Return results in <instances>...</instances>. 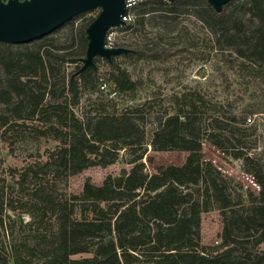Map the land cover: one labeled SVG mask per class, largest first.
I'll use <instances>...</instances> for the list:
<instances>
[{"label": "trees", "instance_id": "trees-1", "mask_svg": "<svg viewBox=\"0 0 264 264\" xmlns=\"http://www.w3.org/2000/svg\"><path fill=\"white\" fill-rule=\"evenodd\" d=\"M236 2V9L248 16V32L240 17L228 21L232 22L228 26L227 19L233 15L227 10ZM182 3L204 9L208 24L221 31L220 37L229 44L244 38L247 48L237 50L245 60L243 75L262 84L258 110L248 114H264V0H232L221 14L207 0H143L137 16L143 22L151 12ZM83 16L33 42H0V135L31 128L37 136L59 141L46 160L23 173L20 186L29 176L41 185L48 177L66 178L124 157L130 168L108 175L101 185L87 180L79 194L55 196L41 186L37 208L49 211L54 219L48 232L51 238L44 234L36 244L20 250L0 246V264H264V156L245 146L243 127L254 128L247 125V115H227L217 103L207 115L201 110L207 103L184 93L174 112L157 117L149 140L139 118L148 106L153 107L151 100L126 110L116 109L118 103L111 109L100 101L78 115L81 99L104 90L108 82L113 87L110 96L118 101L133 96L139 85L117 64V56L104 59L110 68L107 78L101 77L97 58L95 68L80 71L86 29L95 19L75 27ZM66 27L70 37H55ZM132 27L127 22L119 28ZM137 54L138 58L154 56L146 47L121 55L131 59ZM71 64L75 69L68 72ZM204 140L244 161L261 188L258 199L252 193L236 192L229 179L205 160ZM149 146L188 155L181 166H162L151 174L142 161ZM161 190L156 197L147 195ZM6 206L15 210L11 203ZM214 209L222 217V243L207 251L202 244V216ZM4 211L0 196V226ZM28 214L35 220L32 211ZM41 225L38 233H43ZM39 248L42 255L33 259L31 251L34 254Z\"/></svg>", "mask_w": 264, "mask_h": 264}, {"label": "rangeland", "instance_id": "rangeland-1", "mask_svg": "<svg viewBox=\"0 0 264 264\" xmlns=\"http://www.w3.org/2000/svg\"><path fill=\"white\" fill-rule=\"evenodd\" d=\"M142 1L131 2L132 20L129 22L133 27L129 30L111 29L106 43L108 47L131 50L146 47L150 50V55H154L138 58L137 54L131 59L124 55L116 57L117 64L138 82L137 91L133 96L118 101L117 97L110 96L109 92L113 87L108 82L104 90L87 94L81 99L77 114L85 115L100 101L108 103L111 109L112 105L118 103L116 109L126 110L151 100L153 107L148 106L139 118L149 140L157 117L174 112L177 102L182 103V95L192 93L198 103H207L206 107L201 108L207 115L212 112L210 106L217 103L223 106L227 115L233 112L239 116L246 114L247 118L252 117L254 128L243 127L246 129L243 132L246 135L245 146L250 148L252 153L264 156V114H248L251 110H258L262 84L243 75L242 65L245 60L238 55L237 50L247 48L242 40L244 38H235V42L229 44L226 38L220 37L221 31L208 24L209 17L205 10L191 3L151 12L141 22L137 14L140 10L138 4ZM236 6L238 2L228 8V15L233 17L228 18L227 23L240 17L242 21H246L243 29L248 32L251 27L248 16H244ZM99 13L100 9L84 13L82 18L75 21V27L96 18ZM228 26L231 27L232 22L228 23ZM55 37L62 40L70 37L69 29H61ZM97 65L101 77L107 78L110 68L104 58H97ZM74 69L75 65L71 64L68 72ZM57 145L59 141L52 137L37 136L31 128L16 130L2 137L0 135V196H3L5 201L3 224L0 226V246L8 250L12 247L20 250L23 245L36 244L44 234L51 238L48 232L54 219L49 211L45 213L43 209L37 208V201L41 200L37 198L36 193L41 186L44 185L43 191L47 194L55 196L79 194L87 180L101 185L108 175H118L124 168H130L124 157L107 167L92 166L66 178L48 177L41 185L29 176L24 185L20 186L23 173L35 165V162L46 160L49 152ZM203 153L205 160L210 161L229 179L232 189L246 195L252 193L259 198L261 188L253 175L247 172L243 160L235 159L231 152H223L207 140L203 141ZM187 155V152L177 150L154 151L149 146L142 161L146 170L152 174L162 166H181ZM162 193L163 190L147 195L156 197ZM7 203H11L15 210L7 207ZM31 211L36 216L35 220L28 214ZM41 222L43 233H38ZM222 229L219 210L214 209L203 214L201 235L205 250L210 251L222 243ZM40 249L35 250L34 254L31 251L33 259L38 260L42 255Z\"/></svg>", "mask_w": 264, "mask_h": 264}, {"label": "water", "instance_id": "water-1", "mask_svg": "<svg viewBox=\"0 0 264 264\" xmlns=\"http://www.w3.org/2000/svg\"><path fill=\"white\" fill-rule=\"evenodd\" d=\"M175 2L178 0H164ZM232 0H207L216 13ZM127 0H0V42L29 43L50 35L71 19L100 9V13L86 29L87 48L81 59L80 71L96 67L95 59L108 61L129 53L123 47H108L106 39L113 28L126 23Z\"/></svg>", "mask_w": 264, "mask_h": 264}, {"label": "built area", "instance_id": "built-area-1", "mask_svg": "<svg viewBox=\"0 0 264 264\" xmlns=\"http://www.w3.org/2000/svg\"><path fill=\"white\" fill-rule=\"evenodd\" d=\"M6 1V0H5ZM134 1V0H127L126 2V5H127V10H126V13L125 15L123 16L122 20L127 23L129 21L132 20V15L130 13V8H131V2ZM108 38V36H107ZM106 43H107V39H106ZM107 45V44H106ZM254 123V119L252 117H249L247 119V125H252Z\"/></svg>", "mask_w": 264, "mask_h": 264}]
</instances>
